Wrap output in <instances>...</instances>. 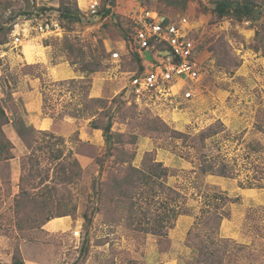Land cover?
Segmentation results:
<instances>
[{"label":"rangeland","instance_id":"1","mask_svg":"<svg viewBox=\"0 0 264 264\" xmlns=\"http://www.w3.org/2000/svg\"><path fill=\"white\" fill-rule=\"evenodd\" d=\"M216 1L115 0L107 15L103 9L107 0H98L99 13L102 11L98 17L91 13V6L83 11L80 0H0V98L6 103L9 118L14 119L6 132L9 135L13 124L25 120L23 102L13 96L22 83L20 76L38 71L42 76L44 112L54 122L50 130L63 135L67 148L73 151L71 159L62 163L69 166L75 157L82 168L80 176L67 181L62 178L63 170L57 169V180L51 184H56L59 193L43 208L42 216L51 215L64 204L77 206L73 214L53 218L57 222L53 229L46 225L29 228L28 223H22L25 227L20 229L13 195L19 182L12 178L18 173L20 180L21 163L30 153L0 162V264H13L14 258H23L26 264H131L128 258L137 264H158L163 263L162 253L168 254L169 250L194 264L198 240L188 233L200 214L205 194L214 191L238 198L227 205L228 215L220 227L222 237L234 240L224 264H264V41L257 39V30L262 29L264 35V16L258 21L219 17L213 9ZM141 5L178 21L188 38L199 46L196 55L201 75L189 84L191 96H185L186 88L174 94H159L155 90L140 93L131 87L130 77L141 68L131 35L132 17ZM78 7L83 16L75 22L67 10L74 12ZM45 21L58 22L63 28L55 33L41 32L34 26L31 29L33 23ZM18 31L21 39L15 40ZM23 45L27 57H32V46L46 62L25 64L20 57ZM113 51L120 57H113ZM5 52L8 54L3 58ZM9 54L18 57L19 62ZM61 61L75 63L76 69L85 64L94 69L97 61L101 64L95 72L79 70L86 78L77 79L89 83L72 84L48 76V68ZM12 66L18 71H11ZM179 86L188 87L184 80ZM93 87L96 96H91ZM87 95L107 99L110 108L104 111L94 104L82 117L80 109L85 108ZM97 110L101 114L94 115ZM96 118L100 123L110 118L113 133L120 135L118 139L125 141V147L135 155L134 165L140 166L145 153L152 152L169 167L167 181L184 194L185 200L183 213L167 236L134 231L125 221L115 224L109 221L111 213L95 209L99 202V196L92 197L95 184L110 183L113 176L121 175L115 164L120 152L116 149L108 154L102 129V143L98 145L79 138V128L91 127ZM209 127L217 133L202 143L198 136ZM174 130L187 137L174 135ZM37 136L34 132L26 136V141L35 146ZM202 152L229 161L234 177L201 173ZM36 154L37 167L47 171L49 152ZM87 212L90 221L85 219ZM181 217L190 219L180 222ZM237 233L247 241L236 239Z\"/></svg>","mask_w":264,"mask_h":264},{"label":"trees","instance_id":"2","mask_svg":"<svg viewBox=\"0 0 264 264\" xmlns=\"http://www.w3.org/2000/svg\"><path fill=\"white\" fill-rule=\"evenodd\" d=\"M114 3L115 0H107L103 6L104 13L110 14L112 12L110 5L112 6ZM213 9L219 17L231 16L238 21H258L264 16V0H217ZM68 13L74 15L75 22L80 21L83 16L79 7L74 12L68 9ZM59 21L62 24L60 17ZM0 29H3L1 23ZM262 34V29L257 30V39L264 41V35ZM260 47V45H257L256 49H260ZM136 56L141 62V68L135 71L137 76L144 71V66L140 56L138 54ZM70 63L71 65L75 64L73 62ZM93 64L95 65L94 69H91L90 65L85 64L83 68L76 70L82 72L99 70L101 62L97 61ZM80 79L72 78L64 80L62 83H89L87 79ZM87 99L85 108L80 109L82 117L94 104L98 108L105 109L104 111H108L110 108L107 105L109 101L102 97H89L87 95ZM65 114H67L66 116H77L76 113ZM96 114H101V112L97 110L94 115ZM10 122L4 102L0 98V162L8 161L15 157V145L5 131V126ZM14 128L24 140L30 153H28L29 157L21 163L23 174L19 180V192L14 198L18 227L24 229L23 227L25 226L22 223H28L27 227L29 228L38 225L43 226L55 217L73 214L77 206H65L64 204L58 206L57 211H51V215L42 216L43 208H47L48 203L53 201L59 193L56 184H51L57 180V169L63 170L61 173L64 181L81 175L82 168L75 157L73 162L69 163V166L62 163L63 161L67 162L73 156V151L67 148L65 137L54 131L37 130L23 120L19 125L15 124ZM91 128L103 130L109 155H112L110 153L116 149L120 152V157L115 160V164L121 170V175L113 176L110 179V183L100 181L98 185L95 184L92 197L94 195L99 196L98 206L95 209L111 213L109 221L115 224L125 221L126 226L134 231L167 236L168 231L173 227L179 215L183 213L182 203L185 200L184 194L167 181L170 174L169 167L163 161L157 160L152 152L145 153L140 166L134 165L135 155L125 147V141L118 139L120 135L113 133L110 118H108L106 123H100L96 118L91 122ZM34 132L38 133L39 137L37 136L34 139L37 145L32 146L26 141V136H31ZM173 133L178 137H187L185 133L177 130H174ZM216 133L217 131H213V127H209L201 131L198 138L203 143ZM116 136L117 138L114 139ZM131 143L133 142L131 141ZM39 151L49 152L51 161L47 171L37 167L39 158L36 153ZM51 169H53L52 175L50 174ZM199 171L203 174L221 177H234L235 175L234 167L229 161L219 155H211L207 152H202L199 157ZM106 197H108L110 205L106 203ZM237 200L238 198H231L228 194L221 191L207 192L205 194V202L200 209V214L196 217L188 233L189 237L193 236L198 240V256L194 264L225 263L230 244L234 240L222 237L220 227L228 215L227 205ZM123 213L126 217L121 216ZM115 215H120V218L115 220ZM85 219L87 221L91 220L88 212L85 213ZM127 262L137 264V261L133 258H128ZM13 264L26 263L23 258H14Z\"/></svg>","mask_w":264,"mask_h":264},{"label":"built area","instance_id":"3","mask_svg":"<svg viewBox=\"0 0 264 264\" xmlns=\"http://www.w3.org/2000/svg\"><path fill=\"white\" fill-rule=\"evenodd\" d=\"M91 3V13L101 17L98 0H91ZM139 8L136 10L139 12L132 17L134 26L131 35L134 50L142 58L144 71L131 76V87L140 93L155 90L159 94H171L173 87L184 80L188 86L185 96H191L189 84L195 83L201 75L196 55L198 45L188 38L185 27L181 28L178 21L142 5ZM33 24L31 29L34 26L41 32L55 33L62 27L58 22L49 21ZM20 35V31L14 34L15 40H20ZM112 56L119 58L120 54L113 51Z\"/></svg>","mask_w":264,"mask_h":264},{"label":"crops","instance_id":"4","mask_svg":"<svg viewBox=\"0 0 264 264\" xmlns=\"http://www.w3.org/2000/svg\"><path fill=\"white\" fill-rule=\"evenodd\" d=\"M80 3H81V9L83 11H86L88 9V7L90 8V6H91V0H80ZM21 51L23 52V55H21L20 57L25 62V64L34 65V64L46 62L45 58L39 56L37 53H34V51H38L37 48H34L31 46V51H32V57L31 58L27 57L26 53L24 52V45L21 48ZM5 53L2 54L3 58L6 57V55L8 54V52L6 54ZM8 57L15 59L16 61L19 62L18 57H15L12 54H9ZM145 64H147V61H145ZM11 69H12L11 71H18V68H16V66H12ZM47 71L49 72L48 76L52 77L54 80H66V79H72V78H83V77H85V73H82V72L76 70V68L73 65H71V63L69 61H61L57 64H54L50 68H48ZM21 80H22V83L20 86L18 85L17 92H13V96L17 97L16 98L17 100H21L23 102V110H25L24 111L25 112V120H23V121H25V123H27L28 125H32L37 130H50V129H52V125L54 122H53L52 118L49 117L44 112V99H43V94L41 91L42 76L39 75L38 71H36L35 73H32V74L26 73V74L21 75L20 81ZM17 84H19V82ZM183 88H186V87L174 86L171 93L174 94L175 90H176V93L179 90L183 91ZM185 91H187V88ZM96 95H97L96 87H93L91 89V96H96ZM4 103H5V101H4ZM4 105H5L7 113H8L6 103ZM11 113L15 114L13 112V110ZM8 115H9V113H8ZM65 119H66V121L69 120L67 118H65ZM10 121L11 122L5 126V131H6V127L11 126L14 119L10 118ZM13 126H14V124H13ZM50 131H52V130H50ZM53 131L55 132V130H53ZM7 135H8V133H7ZM8 137L11 139V141L15 145L14 154L16 155L12 159L8 160V162L19 159L20 155H25L26 153L29 152L27 145L25 144L24 140L19 136V134L17 133L15 128L10 131V134L8 135ZM79 138L82 141L95 143L97 145L102 143V137H101L100 129H93L89 126H83V127L81 126L79 128ZM13 176H15L12 178L13 181H16L18 183L19 182V174L15 173ZM212 176H215V175H212ZM2 186H3V184H2L1 174H0V187H2ZM18 192H19V185L17 186V190H15L13 195L15 196L16 194H18ZM183 219L184 220L186 219L188 221L190 218L189 217H181V218H179V221L183 222ZM56 223L57 222L54 221V219H51L45 225L48 229H53L54 227H57ZM179 227H180V225L178 226V229H179ZM236 239H238L244 243H245V241H247L245 238L241 237V233H237ZM168 252H169L168 254L162 253V256H160L161 262H163L164 264H188V263H186V260H183L179 254L175 255V252L173 253L172 250H169Z\"/></svg>","mask_w":264,"mask_h":264},{"label":"clouds","instance_id":"5","mask_svg":"<svg viewBox=\"0 0 264 264\" xmlns=\"http://www.w3.org/2000/svg\"><path fill=\"white\" fill-rule=\"evenodd\" d=\"M198 48H199V46H198ZM143 63V62H142Z\"/></svg>","mask_w":264,"mask_h":264}]
</instances>
